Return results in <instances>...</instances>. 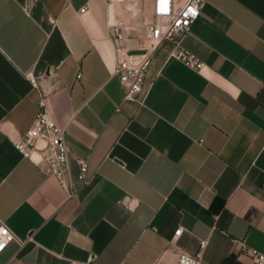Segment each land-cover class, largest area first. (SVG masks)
I'll return each instance as SVG.
<instances>
[{
  "label": "crops",
  "instance_id": "crops-1",
  "mask_svg": "<svg viewBox=\"0 0 264 264\" xmlns=\"http://www.w3.org/2000/svg\"><path fill=\"white\" fill-rule=\"evenodd\" d=\"M108 13L109 0H0V221L30 236L0 264H172L181 251L254 264L240 243L264 253V0H204L180 41L203 66L163 40L125 101ZM39 102L63 129L71 196L13 146Z\"/></svg>",
  "mask_w": 264,
  "mask_h": 264
},
{
  "label": "built area",
  "instance_id": "built-area-1",
  "mask_svg": "<svg viewBox=\"0 0 264 264\" xmlns=\"http://www.w3.org/2000/svg\"><path fill=\"white\" fill-rule=\"evenodd\" d=\"M203 2L204 0H183L178 4L174 0H151L148 5L150 20L141 22L140 29L120 20L107 22V35L114 49V74L123 88L122 101L135 100L141 93L151 53L163 40H170L173 44L171 57L195 70L203 66L202 61L180 45L182 37L189 32L191 23L198 17ZM85 8V5L81 6L78 12H83ZM131 39L136 41L135 49L128 45ZM25 76L35 85V79L30 73ZM13 146L23 157L34 162L42 173L52 175L69 196L73 194L66 180L67 146L63 129L49 117L42 102H39L30 126L13 141ZM77 164L78 180L84 182L86 160L77 159ZM180 232L181 228H176L173 237ZM10 240H15L20 248L30 240V236L20 240L0 221V249ZM204 244V240L199 241V252ZM240 244L248 250L254 264H264V253L247 248L243 242ZM91 258L88 255L84 263ZM65 264L81 262L69 259ZM172 264H198V257L181 251L176 253Z\"/></svg>",
  "mask_w": 264,
  "mask_h": 264
},
{
  "label": "rangeland",
  "instance_id": "rangeland-1",
  "mask_svg": "<svg viewBox=\"0 0 264 264\" xmlns=\"http://www.w3.org/2000/svg\"><path fill=\"white\" fill-rule=\"evenodd\" d=\"M112 2L113 0H109V4ZM115 12L117 16L110 20V22L113 20H120L136 29L141 28V22L150 20L149 9L145 0H121L118 2Z\"/></svg>",
  "mask_w": 264,
  "mask_h": 264
},
{
  "label": "bare ground",
  "instance_id": "bare-ground-1",
  "mask_svg": "<svg viewBox=\"0 0 264 264\" xmlns=\"http://www.w3.org/2000/svg\"><path fill=\"white\" fill-rule=\"evenodd\" d=\"M121 0H113V2L111 4H109V13L110 14V20H112L114 18V12L116 9V6L118 5V2Z\"/></svg>",
  "mask_w": 264,
  "mask_h": 264
}]
</instances>
